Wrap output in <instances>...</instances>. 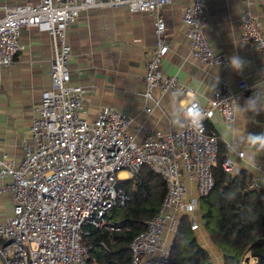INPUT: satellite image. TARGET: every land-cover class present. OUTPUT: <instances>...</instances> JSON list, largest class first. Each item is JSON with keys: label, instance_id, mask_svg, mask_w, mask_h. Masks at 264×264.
Masks as SVG:
<instances>
[{"label": "built area", "instance_id": "obj_1", "mask_svg": "<svg viewBox=\"0 0 264 264\" xmlns=\"http://www.w3.org/2000/svg\"><path fill=\"white\" fill-rule=\"evenodd\" d=\"M171 0H42L37 4L8 7L0 16V81L3 70L14 67L22 51L24 28L45 31L52 41L51 83L31 125L30 141L24 143V158L16 163L0 152V194L14 200L13 215L0 223V257L3 264H88L89 249L82 244L92 229L119 231L111 220L115 209L128 205L130 197L118 185L120 174L133 179L148 165L167 185L159 213L147 230L136 235L130 245L132 264H169L172 244L166 232L177 233L184 214L196 211L197 201H189L183 177L196 185L199 197L212 193L216 181L213 169L218 162L220 137L207 123L216 116L227 124L237 121L238 94L222 81L213 89L206 106L196 100L183 109L178 129L156 132L141 127L143 141L129 132L133 116L113 107L102 108L93 121L87 119L86 99L92 89L71 80V45L68 30L81 13L91 8H126L147 13L155 19L156 46L145 75L146 97L157 105L152 91L188 94L177 76L165 75L162 64L169 53L162 11ZM250 6L253 0H245ZM207 0H191L183 11V24L190 39L192 56L204 65L231 69L229 56L214 49L204 24ZM241 41L260 51V84L264 85V28L250 10L240 24ZM250 86L239 82V93ZM196 109L195 120L189 109ZM227 148L230 145L225 143ZM237 159L226 156L222 167L236 171ZM264 172L260 166H254ZM186 175V176H184ZM253 187L259 180L253 178ZM192 229L199 225L191 219ZM173 243V242H172Z\"/></svg>", "mask_w": 264, "mask_h": 264}, {"label": "crops", "instance_id": "obj_2", "mask_svg": "<svg viewBox=\"0 0 264 264\" xmlns=\"http://www.w3.org/2000/svg\"><path fill=\"white\" fill-rule=\"evenodd\" d=\"M42 0H0V16L8 7L37 4ZM191 0H171L162 11L166 24L169 53L162 64L168 76H177L189 90L188 94H162L154 89L152 95L160 101L146 97L147 64L155 49V19L147 13H132L126 8H91L68 30L71 45V80L75 85L92 89L86 99L87 119L93 121L104 107H113L132 115L129 132L143 141L142 126L153 131L168 132L178 129L183 120V109L196 100L206 106L213 89L226 82L238 94L237 121L227 124L216 116L210 123L221 142L228 143L227 155L237 159L239 152L245 159L238 162L235 173L247 170L264 185V85L260 84L261 55L258 47L244 43L240 38V24L250 10L264 28V0H207L204 24L214 49L224 52L240 62L239 70L229 71L219 66L202 64L192 56L190 39L183 24L184 8ZM22 51L17 64L3 70L0 81V152L19 163L24 158V143L30 141V129L42 103L44 91L52 88V41L38 28H24ZM250 86L248 94L239 93V82ZM253 141H258L254 143ZM126 173V172H122ZM121 173V174H122ZM121 181L129 180L128 174ZM186 176V175H184ZM189 188L187 200L195 199L197 209L187 213L195 218L199 227L194 231L198 243L210 255L214 264H224L220 250L213 244L203 225L201 198L196 185L183 177ZM0 181V185H1ZM14 200L10 194H0V223L13 215ZM197 212V213H196ZM186 215V214H184ZM192 227V222H191ZM169 245L174 235L166 232ZM0 264L3 261L0 257Z\"/></svg>", "mask_w": 264, "mask_h": 264}, {"label": "trees", "instance_id": "obj_3", "mask_svg": "<svg viewBox=\"0 0 264 264\" xmlns=\"http://www.w3.org/2000/svg\"><path fill=\"white\" fill-rule=\"evenodd\" d=\"M207 126L213 129L210 122ZM226 155L221 142L213 169L215 188L201 198L204 228L222 253L224 264H264V185L253 187L252 174L247 170L225 172L222 163ZM118 186L130 197L126 207L115 209L109 216L120 230H91L82 242L89 249L88 264H132L131 242L147 230L167 194L166 182L148 165ZM169 264H214L198 243L188 214L180 219Z\"/></svg>", "mask_w": 264, "mask_h": 264}, {"label": "clouds", "instance_id": "obj_4", "mask_svg": "<svg viewBox=\"0 0 264 264\" xmlns=\"http://www.w3.org/2000/svg\"><path fill=\"white\" fill-rule=\"evenodd\" d=\"M231 65H232V67H233L234 69H236V70H239V68H240V62H239V60H238L237 58H235V57L231 58ZM196 115H197L196 109H194V108H193V109H189V118H190V119L195 120ZM253 142L256 143V142H258V141H253Z\"/></svg>", "mask_w": 264, "mask_h": 264}, {"label": "bare ground", "instance_id": "obj_5", "mask_svg": "<svg viewBox=\"0 0 264 264\" xmlns=\"http://www.w3.org/2000/svg\"><path fill=\"white\" fill-rule=\"evenodd\" d=\"M121 176L122 177H126L127 176V173H122Z\"/></svg>", "mask_w": 264, "mask_h": 264}, {"label": "rangeland", "instance_id": "obj_6", "mask_svg": "<svg viewBox=\"0 0 264 264\" xmlns=\"http://www.w3.org/2000/svg\"><path fill=\"white\" fill-rule=\"evenodd\" d=\"M198 210H199V209H197V212H198ZM197 212H196V213H197ZM250 264H256V262H254V261H250Z\"/></svg>", "mask_w": 264, "mask_h": 264}, {"label": "water", "instance_id": "obj_7", "mask_svg": "<svg viewBox=\"0 0 264 264\" xmlns=\"http://www.w3.org/2000/svg\"><path fill=\"white\" fill-rule=\"evenodd\" d=\"M247 261H248V259H247Z\"/></svg>", "mask_w": 264, "mask_h": 264}]
</instances>
